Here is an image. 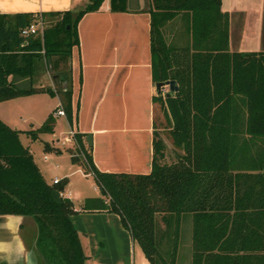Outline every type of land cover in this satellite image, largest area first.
<instances>
[{
    "label": "trees",
    "instance_id": "16d2710c",
    "mask_svg": "<svg viewBox=\"0 0 264 264\" xmlns=\"http://www.w3.org/2000/svg\"><path fill=\"white\" fill-rule=\"evenodd\" d=\"M102 2L91 0L78 11L0 12V100L41 91L56 95L55 87L36 85L37 64L45 57L56 80L68 81L59 89L72 122L78 21ZM110 6L129 9L128 0H110ZM148 10L153 79L179 84L173 96H155L171 125V155L155 130L150 172L104 171L83 134L75 132L84 157L72 158L101 191L82 208L119 213L150 264H176L186 213L192 214L191 264H264V49H230V13L222 0H150ZM39 15L50 17L43 34L24 36L22 28ZM171 23L176 28L168 39ZM56 121L52 111L40 126L24 131L35 140L54 132ZM22 131L0 117V213L34 217L43 264H86L72 221L75 204L53 195L67 180H46ZM44 149L61 151L49 141Z\"/></svg>",
    "mask_w": 264,
    "mask_h": 264
},
{
    "label": "crops",
    "instance_id": "0c3cea01",
    "mask_svg": "<svg viewBox=\"0 0 264 264\" xmlns=\"http://www.w3.org/2000/svg\"><path fill=\"white\" fill-rule=\"evenodd\" d=\"M90 1L0 0V12L78 11ZM139 4L138 8L129 6L127 10H113L110 0H103L98 9L86 11L80 17L79 43L72 47L74 117L71 122L65 115L66 121L74 133L83 134L85 144L91 145L94 163L104 171L147 173L152 169L155 96L163 95L168 85L158 90L153 79L150 0H139ZM222 8L230 13V24L232 18L239 15L244 17L243 26H256L253 30L243 27L240 34L236 33L235 40L230 33V49H264V0H222ZM43 61L46 67L45 57ZM43 61L37 65L43 67ZM46 72L42 69L44 76ZM36 85L43 86L41 82ZM46 93L51 98L57 97L58 102L37 117L24 104L31 97ZM60 101L58 94L44 91L18 95L0 100V117L11 127L23 130L20 138L33 152L50 184L54 183L55 177L60 181L67 180L60 192L75 204L72 221L87 254L86 264H133L136 244H139L133 240L120 214L82 208L87 197L99 196L101 191L96 181L92 183L99 192L92 194L87 189L84 179L94 176L85 171L81 161L73 160L64 137L57 132L59 115H55L54 132H42L35 139L43 143L40 159L33 149L34 139L24 131L40 126L50 112L60 107ZM44 141L61 151L45 150ZM69 141L76 142L74 137ZM49 170H53L52 176L48 175ZM76 176L83 179L79 186L75 183ZM183 217L184 214L182 221ZM188 217L190 225L187 229L181 222L176 264L192 262V214ZM37 233V223L32 215L0 213V264H43L36 249Z\"/></svg>",
    "mask_w": 264,
    "mask_h": 264
},
{
    "label": "rangeland",
    "instance_id": "374dc122",
    "mask_svg": "<svg viewBox=\"0 0 264 264\" xmlns=\"http://www.w3.org/2000/svg\"><path fill=\"white\" fill-rule=\"evenodd\" d=\"M243 20H244V17L239 16V15L234 16L232 18V20H231L232 22L230 24V33H231V37L233 38V40H235L236 33L237 34L241 33L243 27H245V28L247 27L249 30H251V29L253 30L254 28H256V26H253V25L252 26H243L242 25ZM44 21L46 22L45 24L49 23L50 17L46 16L44 18ZM175 28H176V26L172 23L167 25L166 36L168 37V39L171 38L172 32L174 31ZM235 47L237 48V46H235ZM45 65H47V66L44 67V61H43V65H42L43 67H41V66L37 67L36 74H35L36 82H41V84L43 86L55 87L57 90V94L59 95V97L61 99L59 106L64 107L63 102H62L63 101V94H62V92H60L59 88L62 86V84L67 85L68 81H67V79H64L62 81V83L58 82L54 76L53 67L49 63H46ZM64 66H65V64H64ZM42 69L43 70L45 69V71H47L45 76L42 74ZM57 102H58L57 97L51 98L46 93V95L38 94L36 97H31L24 105H26L27 108L30 109V111H33L37 117H40V115H42V113L44 111H46L47 109H50ZM155 111H156V117H155L156 132L158 135L163 137V139L166 143V151H167L168 155H171V149H172L171 136H170L171 125H170V122L167 120L165 112L163 111L159 101H156V110ZM65 115H59L57 132L64 137V142L66 143V147L69 149V151L73 155L82 156L80 150L77 147V143L76 142L70 143V141H69V139H71V137H74V132L72 131V129L68 128V124H67ZM32 145H33V149L35 150V153H36L38 159H40V155L43 152V143L41 141L34 140ZM52 171L49 170L48 175L52 176V174H53ZM82 180L79 179L78 176H76V181H75L76 185L79 186L81 184ZM84 181H85V183L87 185V189L90 191V193L94 194V192H96V193L99 192V190L97 191L96 189H94L92 182H94V184H95V179L92 176L87 177L86 179H84ZM188 216H189V213H186V214H184V217H183L182 227L184 226V229H187L190 225L189 220H188V218H189ZM158 221L162 226H164V223L161 219L160 214L158 215ZM145 256L146 255H145V253H143V250L141 249V247L136 244L135 260H134L133 264H149V260H147Z\"/></svg>",
    "mask_w": 264,
    "mask_h": 264
},
{
    "label": "water",
    "instance_id": "95a60500",
    "mask_svg": "<svg viewBox=\"0 0 264 264\" xmlns=\"http://www.w3.org/2000/svg\"><path fill=\"white\" fill-rule=\"evenodd\" d=\"M129 6L131 8H138L140 6L139 4V0H129ZM168 85V90L166 92L163 93V95L165 97L168 96H173L175 94V92L178 90L179 88V84L178 81L174 78H170L164 81H157L156 82V87L158 90H161L163 86ZM89 141L92 142V138L91 135H89ZM53 195L55 197V199L57 201H61L62 200V195L61 192L57 189L53 190Z\"/></svg>",
    "mask_w": 264,
    "mask_h": 264
},
{
    "label": "built area",
    "instance_id": "2783aa9c",
    "mask_svg": "<svg viewBox=\"0 0 264 264\" xmlns=\"http://www.w3.org/2000/svg\"><path fill=\"white\" fill-rule=\"evenodd\" d=\"M44 28H45L44 18L42 15H39L31 23L24 26L21 30V33L24 36H29L30 34H36V33H42L43 34ZM54 113H55L54 115H65L66 114L65 109L62 106L58 107ZM53 181H54V183L59 182L60 178L55 177L53 179Z\"/></svg>",
    "mask_w": 264,
    "mask_h": 264
}]
</instances>
